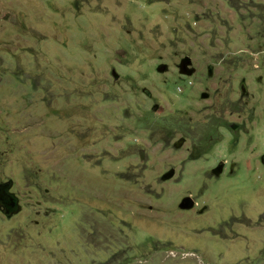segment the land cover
Wrapping results in <instances>:
<instances>
[{
    "label": "rangeland",
    "instance_id": "374dc122",
    "mask_svg": "<svg viewBox=\"0 0 264 264\" xmlns=\"http://www.w3.org/2000/svg\"><path fill=\"white\" fill-rule=\"evenodd\" d=\"M260 154L264 0H0V264H264Z\"/></svg>",
    "mask_w": 264,
    "mask_h": 264
},
{
    "label": "water",
    "instance_id": "95a60500",
    "mask_svg": "<svg viewBox=\"0 0 264 264\" xmlns=\"http://www.w3.org/2000/svg\"><path fill=\"white\" fill-rule=\"evenodd\" d=\"M191 64V60L189 57H184L181 61H180V65H179V73L181 75H184V76H190L192 75L193 73V70H187V66ZM167 70V65L165 64H161L157 67V71L159 73H163ZM208 74H210V69L208 70ZM183 144V139H179L176 143H175V147L179 148L181 145ZM261 161L264 162V155L261 157ZM222 170V165H218L214 172L216 173H220ZM174 172L175 170L174 169H170L168 170L166 173H164L162 176H161V180L162 181H168L170 180L173 175H174ZM11 201H12V205H14V201H13V198H10ZM195 205V202L193 200V198H191L190 196H187V197H184L181 199L180 203H179V208L181 210H190L194 207ZM18 208L20 209V206L18 205Z\"/></svg>",
    "mask_w": 264,
    "mask_h": 264
},
{
    "label": "flooded vegetation",
    "instance_id": "af4514ba",
    "mask_svg": "<svg viewBox=\"0 0 264 264\" xmlns=\"http://www.w3.org/2000/svg\"><path fill=\"white\" fill-rule=\"evenodd\" d=\"M191 60V59H190ZM191 65H188L187 66V70H193V73H194V69L191 68ZM210 69V74H212V70L211 68H208V70ZM207 70V72H208ZM192 73V74H193ZM258 162L257 164L259 165H256V168H261V154L258 156ZM220 165H222V171L225 169V166L223 165V163H220ZM228 169L230 170H233L234 169V163L233 162H230L229 165H228ZM249 171H252V168L248 170ZM255 172V170H254ZM12 187V184L11 183H2L0 184V213H2L4 216L6 217H13L15 215H17V213L20 211V209L18 208V200L17 198L12 194L10 193V189ZM10 198H13V201H14V205H12V201Z\"/></svg>",
    "mask_w": 264,
    "mask_h": 264
}]
</instances>
